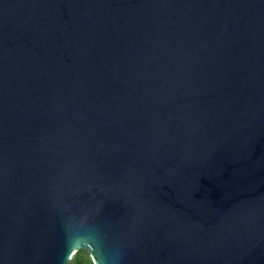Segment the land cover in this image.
<instances>
[{
  "label": "water",
  "instance_id": "obj_1",
  "mask_svg": "<svg viewBox=\"0 0 264 264\" xmlns=\"http://www.w3.org/2000/svg\"><path fill=\"white\" fill-rule=\"evenodd\" d=\"M264 264V0H0V264Z\"/></svg>",
  "mask_w": 264,
  "mask_h": 264
},
{
  "label": "trees",
  "instance_id": "obj_2",
  "mask_svg": "<svg viewBox=\"0 0 264 264\" xmlns=\"http://www.w3.org/2000/svg\"><path fill=\"white\" fill-rule=\"evenodd\" d=\"M66 264H93L88 253L81 250L76 252Z\"/></svg>",
  "mask_w": 264,
  "mask_h": 264
}]
</instances>
